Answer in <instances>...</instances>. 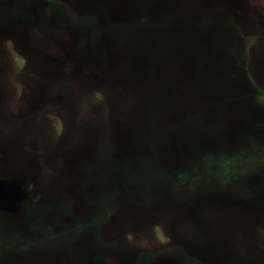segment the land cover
<instances>
[{"label":"rangeland","instance_id":"rangeland-1","mask_svg":"<svg viewBox=\"0 0 264 264\" xmlns=\"http://www.w3.org/2000/svg\"><path fill=\"white\" fill-rule=\"evenodd\" d=\"M47 2L67 10L76 36L102 14L128 24L147 10L155 17L131 34L142 58L114 76L122 90L71 61L85 46L60 28L54 41L23 28L20 2L0 0V264H264V0ZM149 72L173 80L180 118L206 113L171 132L160 165L179 167L193 126L225 145L222 188L120 180L125 166L141 173L153 157L143 103L159 89ZM83 221L98 230L78 233Z\"/></svg>","mask_w":264,"mask_h":264},{"label":"trees","instance_id":"trees-1","mask_svg":"<svg viewBox=\"0 0 264 264\" xmlns=\"http://www.w3.org/2000/svg\"><path fill=\"white\" fill-rule=\"evenodd\" d=\"M154 1L157 2L163 0ZM172 1L175 2V0H169L170 3ZM14 2L15 3L12 4L20 2L18 13L16 14L20 15L18 18L19 21L21 20L20 22L23 28L30 27L29 29L32 31L34 30L33 32H36L51 41H54L53 38H51L55 34L54 32H57L58 28H60V32L67 36L66 40L71 42V45L76 41L78 45L83 47L85 46L84 49L71 53V61L81 67H84L90 72L97 74L103 82L114 80L116 83H119L122 90H124L125 84L121 78L116 77V79H114V76L122 69L123 63L125 65L128 63V60L131 61V57L134 61L142 58L140 55L136 54L140 48H138L136 44L131 43V34L140 33V29L147 27L149 22L155 17L152 10H147L144 13V17L140 21L136 19L132 23L130 22L128 24L127 20L110 22L102 14L101 16L103 17V21H97L95 30L90 29L91 27L84 30L83 28H79V30L76 31L77 37L75 31H73L70 27L71 25H69V18L66 15L67 10H60V6L58 4H51L48 6L47 4L49 3L47 0H14ZM45 5L48 7L46 12L37 11V9H40ZM33 8L34 10L36 9L34 12ZM172 15V13L168 12V17H171ZM73 17V23L75 24H87L86 22H88L87 19H83L84 22L80 23L76 16ZM168 20L169 19L166 16H161V21L165 26ZM91 22L92 21L88 24H91ZM80 27H82V25H80ZM106 39L111 40V45H105L104 41H101ZM124 43L126 46H124ZM86 47L91 49L90 60H88V52L86 55ZM130 48L134 55L129 54L128 56H125L126 53L129 52ZM93 56H95L94 59ZM95 59L97 60L92 62V60ZM152 66L157 67L158 64L151 62L150 69H152ZM159 72H161V69H159ZM164 77L160 78L161 83L162 79L164 81L162 85L163 92H161L158 86H156V88L159 89L158 92H156V96L151 98L149 101L145 99L143 103L145 108L143 115H145V118L148 121V128L151 129L150 136H152V140H156V142H153L148 146L150 154L153 157L148 162L143 163V172L141 173L140 171H131L129 166H125V168L120 171V180L125 183H143L146 180L147 182H154L156 184L162 182L170 188H181L183 185L181 181L185 177L186 180L190 182L189 186H193L195 188L201 184H209L211 181L217 184L219 183V181H217V178L219 177H221V179L223 177V180H226L225 174L228 168V153L225 152V145L205 142L201 133L195 134L196 131L193 126H190V129H193V133L189 131V134L187 133L185 135L186 139L190 136V140L185 141L188 151L184 160L178 165L179 167L175 168L176 170H169L164 169L162 165H160L161 162L158 161V155L164 149L163 146L167 142V138H169L173 132L178 134L179 130H186V124L184 126L183 123H188L187 126H189L190 123H198L202 119L205 120L206 116V113L203 115L204 110H202L196 113L187 112L184 117L180 118L178 115L179 110L175 108V83H173L171 78L168 80ZM210 122H212L209 124L211 127L217 126L214 125L215 122H218L221 125L224 123L221 117H218L216 120H211ZM194 126L198 127L200 125L196 124ZM155 151H157V156L156 153H154ZM207 172H209L211 176L210 182L206 181V177H208ZM115 176V174H112L110 178L116 186L117 179L114 178ZM214 186L216 188L221 186L222 188L225 185L217 184ZM98 220L100 229L102 218H98ZM80 224V226L76 227V231H78V233L91 231L92 228H94V232L96 230L95 228L98 230V226L95 222H93L92 227H89L91 224L89 222L83 221Z\"/></svg>","mask_w":264,"mask_h":264},{"label":"water","instance_id":"water-1","mask_svg":"<svg viewBox=\"0 0 264 264\" xmlns=\"http://www.w3.org/2000/svg\"><path fill=\"white\" fill-rule=\"evenodd\" d=\"M147 71V70H146ZM151 71V70H150ZM144 73H145V69H144ZM147 77H151L150 79L152 80L153 84L156 83V86H158V88L161 90L162 89V85H163V80L162 83L160 82V78H157L156 74H154V72H152V74L150 75V72L148 74Z\"/></svg>","mask_w":264,"mask_h":264}]
</instances>
